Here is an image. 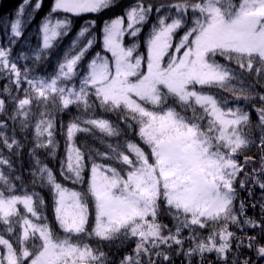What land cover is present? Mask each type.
I'll return each instance as SVG.
<instances>
[{"label": "snow or ice", "instance_id": "1", "mask_svg": "<svg viewBox=\"0 0 264 264\" xmlns=\"http://www.w3.org/2000/svg\"><path fill=\"white\" fill-rule=\"evenodd\" d=\"M43 3L0 36V264H264V0H129L51 73L122 0H52L32 45Z\"/></svg>", "mask_w": 264, "mask_h": 264}, {"label": "trees", "instance_id": "2", "mask_svg": "<svg viewBox=\"0 0 264 264\" xmlns=\"http://www.w3.org/2000/svg\"><path fill=\"white\" fill-rule=\"evenodd\" d=\"M129 2V0H122V5L121 7H116L113 8L111 10L105 11L102 14L96 16V15H90V14H86L84 16L78 17V18H74L73 21V30L71 35H69V37H67L64 42L63 45H61V48L59 50L58 53H54L50 62L48 64H46L44 66V68L40 69L39 71L41 73L43 72H48L51 73L55 70L56 67V60L58 58L59 55H62L63 53V49L65 46H67V44L69 43V41L72 39V37L75 35V32L80 28V26L89 19H95L97 22V26L99 27L100 25H102V23L111 18L114 17L115 15H118L121 13L122 11V7L123 5L127 4ZM21 3V0H0V36H2L4 34V30H5V25L8 23V21L13 17V14L17 8V6ZM52 0H44L43 3V7L33 15V18L31 19V21L29 23H27L26 25V30H25V38H27L28 40L31 41L32 45H35L37 43V26L38 24L41 22L42 18L46 15V13L49 11V8L51 6ZM23 48V42H21V44H18L15 46V52H18L20 50H22ZM14 52V55H15ZM5 82L0 80V88L3 87V84ZM240 104L243 105L244 102L240 101ZM250 107V106H249ZM76 110L75 108H72L70 112L67 113H61L60 118L64 121V123L66 124L68 122V120L75 116ZM97 114L99 115H103V113H100L99 110H97ZM107 118L111 119V120H115L116 118L110 114L107 115ZM252 119L255 121L256 116L254 114V111L252 112ZM57 139L59 141L60 147H59V154L63 155L64 152V139L63 137H61L59 134H57ZM89 143H96L95 141H92V139L89 137L87 138ZM85 140V137L83 135H81L79 137L78 142H83ZM96 146L99 147V144L96 143ZM25 151V156H24V167L27 168L28 167V158H27V149L24 150ZM49 163L50 167L53 168H57L58 167V161H52L51 159H49V161H47ZM259 194V193H257ZM42 195L45 197V199L48 201V216L49 219L53 222L54 224V217L52 215L51 212V196L48 193V191L45 189L42 191ZM242 195H246V194H242ZM259 212V209L257 208L255 210V212L251 209V207H249L248 209V215L249 216H253L256 213ZM162 219L164 220L165 223H170V220L167 217H162ZM93 243H95L93 241ZM129 249L131 247V245L128 246ZM105 250L108 251L107 247H105ZM113 252L115 251V249L112 250ZM121 255L123 254L122 252L120 253ZM210 259L212 258L211 256L209 257ZM176 264H179V260H177Z\"/></svg>", "mask_w": 264, "mask_h": 264}]
</instances>
